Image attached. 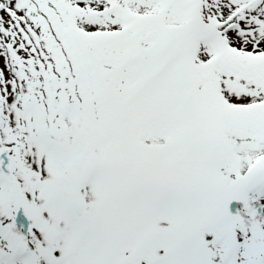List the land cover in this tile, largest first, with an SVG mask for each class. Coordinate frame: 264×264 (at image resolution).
<instances>
[{"label":"snow or ice","instance_id":"6c2138e0","mask_svg":"<svg viewBox=\"0 0 264 264\" xmlns=\"http://www.w3.org/2000/svg\"><path fill=\"white\" fill-rule=\"evenodd\" d=\"M0 264H264V0H0Z\"/></svg>","mask_w":264,"mask_h":264}]
</instances>
